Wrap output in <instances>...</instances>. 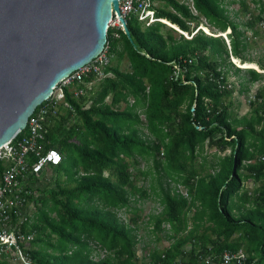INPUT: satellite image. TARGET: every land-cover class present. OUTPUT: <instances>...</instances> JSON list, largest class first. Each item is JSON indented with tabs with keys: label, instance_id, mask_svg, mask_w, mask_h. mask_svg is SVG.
I'll use <instances>...</instances> for the list:
<instances>
[{
	"label": "trees",
	"instance_id": "1",
	"mask_svg": "<svg viewBox=\"0 0 264 264\" xmlns=\"http://www.w3.org/2000/svg\"><path fill=\"white\" fill-rule=\"evenodd\" d=\"M184 1L158 0L156 17L190 37L131 15V41L122 31L119 39L107 31L110 61L126 57L129 69L110 62L111 76L90 89L93 74L76 84L82 94L64 88L70 108L61 103L47 118L48 146L62 160L51 167L54 187L37 188L32 216L22 225L33 233L26 251L37 264H196L199 256L213 254L219 262L224 250L239 249L247 254L243 264H264V85L248 114H235L228 99L229 72H246L241 93L264 78V58L248 57L247 35L257 36L264 23V0H252L254 9L246 0H190L195 14ZM236 2L240 9L232 14ZM201 18L216 31L192 30L189 23L197 27ZM226 31L228 43L219 35ZM231 57L261 71L238 67ZM207 149H214L208 164ZM139 160L153 164L149 189L137 186ZM248 179L259 185L245 189ZM149 194L162 205L148 217L150 230L156 235L169 224L172 242L153 249L146 262L136 253L140 209L132 207L127 222L117 211Z\"/></svg>",
	"mask_w": 264,
	"mask_h": 264
},
{
	"label": "water",
	"instance_id": "2",
	"mask_svg": "<svg viewBox=\"0 0 264 264\" xmlns=\"http://www.w3.org/2000/svg\"><path fill=\"white\" fill-rule=\"evenodd\" d=\"M112 9L131 41L118 0H0V146L59 80L101 52Z\"/></svg>",
	"mask_w": 264,
	"mask_h": 264
},
{
	"label": "built area",
	"instance_id": "3",
	"mask_svg": "<svg viewBox=\"0 0 264 264\" xmlns=\"http://www.w3.org/2000/svg\"><path fill=\"white\" fill-rule=\"evenodd\" d=\"M157 2L158 0H118V7L120 15L125 21L131 15L136 16L140 22L146 25L158 20L186 36L187 34L178 27H174L175 25L156 17ZM184 2L195 14L192 2L190 0ZM108 29H110L113 39H119L121 31L123 32L119 15H116V11L113 9ZM110 59L109 44L106 40L101 52L89 63L59 80L49 97L38 105L37 109L35 108L29 116L25 128L10 141L0 146L2 165L0 171V264H37L26 251L33 238V233L22 231V225L32 216L30 209L35 208L33 199L37 195V182L30 183L29 177L31 175L40 177L42 172L51 169L62 160L61 152L48 146L46 139L48 134L47 118L58 113V106L61 103L64 107L70 108L64 100V88H68L75 95H80L83 93V89L76 84L82 83L87 75L93 74L95 77L93 81L111 76L110 71L106 70ZM93 81L86 84L88 89ZM130 102L132 103L133 100L130 99ZM140 116L142 122L146 124L144 115L140 114ZM144 131L147 133L146 129ZM246 257L247 254L242 249L235 252L224 250L220 255L219 262L215 260V255L207 254L199 256L196 264H243Z\"/></svg>",
	"mask_w": 264,
	"mask_h": 264
},
{
	"label": "rangeland",
	"instance_id": "4",
	"mask_svg": "<svg viewBox=\"0 0 264 264\" xmlns=\"http://www.w3.org/2000/svg\"><path fill=\"white\" fill-rule=\"evenodd\" d=\"M246 2L250 5L251 9H254V3L252 2V0H246ZM157 5L160 6L162 5V2H157ZM229 10L231 11V13L233 14V12L235 10H239L240 9V5L236 2L234 4H232L231 6H229ZM247 18L246 15H240L239 17H237L238 21H244ZM201 24L198 25L197 27H194V23H189V26L192 30H195L196 28L202 26V28L205 30L204 32H208L210 33V31H216L215 29H211L208 27L207 23L205 22V20L203 18H201ZM258 29V35L257 36H252L251 32H247V35L251 38L252 44H251V48L249 49L248 52V57H250L251 59L257 60V59H261L264 58V23H260L257 26ZM203 31V30H202ZM187 34V33H186ZM222 34V33H219ZM187 37H190L189 34L186 35ZM185 36V37H186ZM224 40L226 41V43H228V38L227 35H225V37H223ZM233 59V60H232ZM230 60L238 67L241 66V64H239V60L234 59V58H230ZM111 63H118V66L121 70H128L129 69V63L126 57L121 58L120 60L117 61L116 58H112V60L110 61ZM242 68H250V67H255L257 68L258 71L259 67L256 66L255 63L253 62H246V65L241 66ZM256 70V71H257ZM263 72V71H262ZM245 77H247L246 72L245 71H241L239 74H234L232 72H229V87H232L233 85V93L232 95L228 98L229 101L232 103L231 104V108L234 111L235 114L241 116L244 114H248L250 108H249V101L254 99V95L257 91V89L264 85V78H262L261 80L254 82L252 84L249 85V91L248 92H239V88H240V83L242 80L245 79ZM98 82L97 80L93 81L92 85H96ZM91 85V86H92ZM109 100V98L107 99ZM60 110V109H58ZM61 111V110H60ZM145 128H143L144 130ZM214 152V149H207L205 154L207 155V164L209 163L210 157H211V153ZM229 150H226L224 153H221L220 155H224V154H228ZM202 159L199 158L198 161H201ZM140 163L138 165L139 169L141 171H151V173H149V171L145 174L140 173V170H133L136 178V182L137 185H142L144 187H146L147 189H149L150 186V182H151V174L154 175V169H153V164L151 162V160L146 161V160H139ZM54 179H55V171L51 168V169H47L46 171L42 172L39 180L37 181L36 185L38 189H42V188H48V187H54ZM245 188H247L248 190L253 189L254 187L257 186V184H253L252 181H246L244 183ZM171 186L174 188V184L172 183ZM177 187V186H176ZM177 189L182 193L185 194V189H183L182 187H177ZM157 191V188H156ZM150 196L147 199H144L142 201H139L138 204H134L132 203L130 205V207H127L126 209H120L117 211L118 217L124 221L127 222L129 221L130 217H133V213H132V207H137L140 209L139 211V222H138V230H137V238L139 239L138 244L136 245V253L138 258H142L144 259V261H148L149 260V255L150 252L153 249H163L165 247H167L172 240H170L167 237V233L169 232V228L166 225L165 226V230L158 232L156 235L154 233L151 232L150 230V226L151 223L148 222L147 216H150L151 214H156L161 210V206H160V202H159V195H153V194H149ZM34 210V208L31 210L30 209V213H32V211ZM156 236H158V238L156 239ZM189 246H186V249H188ZM104 254V252L102 251L100 253V256H102Z\"/></svg>",
	"mask_w": 264,
	"mask_h": 264
},
{
	"label": "crops",
	"instance_id": "5",
	"mask_svg": "<svg viewBox=\"0 0 264 264\" xmlns=\"http://www.w3.org/2000/svg\"><path fill=\"white\" fill-rule=\"evenodd\" d=\"M205 155H206V154H205ZM249 180L252 181V183H253L254 185H255V184H257V186L259 185V182H254L252 179H248L247 181H249ZM245 182H246V181H245ZM137 186H138V185H137ZM257 186H256V187H257ZM179 187H182V186H179ZM256 187H254V188H256ZM182 188H183V187H182ZM244 188H245V185H244ZM254 188H253V189H254ZM183 189H184V188H183ZM245 189H247V188H245ZM247 190H248V189H247ZM251 190H252V189H251ZM235 201H237V198H235ZM160 206H161V209H162V205H161V204H160ZM189 216H191V212H189ZM148 217H149V216H147V219H148ZM138 222H139V220H138ZM166 225L168 226V228H170V227H169V224L166 223V224H163V225H162V226L164 227V230H165V226H166ZM151 228H152V224H151V226H150V229H151ZM168 230H169V229H168ZM168 233H169V232H168Z\"/></svg>",
	"mask_w": 264,
	"mask_h": 264
},
{
	"label": "clouds",
	"instance_id": "6",
	"mask_svg": "<svg viewBox=\"0 0 264 264\" xmlns=\"http://www.w3.org/2000/svg\"><path fill=\"white\" fill-rule=\"evenodd\" d=\"M198 28H201L203 31H205L203 28H202V26H200V27H198ZM176 30V29H175ZM228 31H226L225 33H224V35L222 36V37H225V35H226V33H227ZM186 33V32H185ZM207 33V32H206ZM209 34V33H208ZM233 60V59H232ZM241 67V66H240ZM250 68H252V67H250ZM253 69H256L257 70V68H255V67H253Z\"/></svg>",
	"mask_w": 264,
	"mask_h": 264
},
{
	"label": "bare ground",
	"instance_id": "7",
	"mask_svg": "<svg viewBox=\"0 0 264 264\" xmlns=\"http://www.w3.org/2000/svg\"><path fill=\"white\" fill-rule=\"evenodd\" d=\"M208 33V32H207Z\"/></svg>",
	"mask_w": 264,
	"mask_h": 264
}]
</instances>
